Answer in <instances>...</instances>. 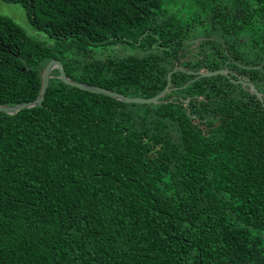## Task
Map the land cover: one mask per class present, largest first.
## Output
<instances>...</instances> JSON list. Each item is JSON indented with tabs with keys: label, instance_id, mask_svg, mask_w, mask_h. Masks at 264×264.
I'll use <instances>...</instances> for the list:
<instances>
[{
	"label": "trees",
	"instance_id": "16d2710c",
	"mask_svg": "<svg viewBox=\"0 0 264 264\" xmlns=\"http://www.w3.org/2000/svg\"><path fill=\"white\" fill-rule=\"evenodd\" d=\"M5 1L54 41L0 13V105L53 58L127 96L229 75L136 103L54 68L0 111V264H264V0Z\"/></svg>",
	"mask_w": 264,
	"mask_h": 264
},
{
	"label": "water",
	"instance_id": "95a60500",
	"mask_svg": "<svg viewBox=\"0 0 264 264\" xmlns=\"http://www.w3.org/2000/svg\"><path fill=\"white\" fill-rule=\"evenodd\" d=\"M54 68H58L59 70V77L67 84L78 87L83 90H87L90 92L98 93V94H104L111 96L113 98L119 99L121 101L125 102H136V103H158L161 101V99L164 97V95L173 87L171 86L172 84V73L177 71V70H184L187 71L188 73H192L195 75L193 80L198 79L201 76H211L214 74H226L229 75V70L227 68H220L217 70H209V69H201L198 71H193V70H187L183 66L176 65L169 73H168V82L166 86L163 88L161 92L158 94L151 96V97H142V96H127L121 92L112 90L110 88H105L102 86H97L95 84H90L87 82H80L72 79L67 73L64 68L63 63L58 60L57 58L51 59L47 65L44 68L43 72V79H42V87L40 94L34 99V100H29L23 103L15 104V105H0V111L9 113V114H15L19 110L24 109V108H29L33 106H37L42 104L44 98H45V93L47 91V88L49 86L50 78L52 76V70ZM192 80L187 81L184 86H187L189 83H191ZM237 82H241L244 85H248L249 89L256 94V96L263 101V95L259 90L256 88L253 82H249L248 80H244L242 78L238 79Z\"/></svg>",
	"mask_w": 264,
	"mask_h": 264
},
{
	"label": "rangeland",
	"instance_id": "374dc122",
	"mask_svg": "<svg viewBox=\"0 0 264 264\" xmlns=\"http://www.w3.org/2000/svg\"><path fill=\"white\" fill-rule=\"evenodd\" d=\"M0 13L13 18L33 37L44 41H54L52 38H50L47 32L37 29L33 24L30 23L25 7L22 4L0 0ZM142 53L143 50H141L139 47L122 42L114 45H107L105 47L103 46L97 50V56L99 57L113 55L125 56L128 54L140 55Z\"/></svg>",
	"mask_w": 264,
	"mask_h": 264
}]
</instances>
